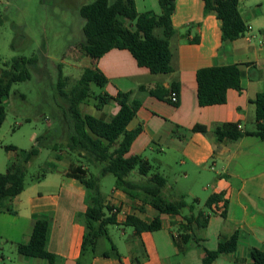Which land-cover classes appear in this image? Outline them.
Listing matches in <instances>:
<instances>
[{
    "label": "crops",
    "instance_id": "0c3cea01",
    "mask_svg": "<svg viewBox=\"0 0 264 264\" xmlns=\"http://www.w3.org/2000/svg\"><path fill=\"white\" fill-rule=\"evenodd\" d=\"M135 3L139 13H161L159 0ZM239 10L250 31L234 41H223L222 22L215 12L206 13L203 0H176L172 23L178 35L171 41L173 71L168 74L151 73L129 50L113 49L98 60L82 51L84 68L103 73L109 81L104 91L110 96L138 94L141 87L170 93L179 84L178 105L146 92L140 95L142 105L128 129L142 131L127 156L142 155L149 162L154 159L167 177L165 193L169 198L186 195L188 200L198 199L208 222L195 231L197 241L191 240L181 249L177 241L181 217L161 214L150 205L141 210L140 202L114 187L110 195L102 194L106 204L118 209L116 227H128L129 215L146 223L158 218L161 227L140 234L133 227L131 232L123 229L126 239L122 244L115 242L108 227V237L99 238L95 248L83 250L88 191L80 180L66 175L71 166L80 163L62 165V159L54 154L47 174L27 181L25 190L0 208V264H258L251 252H264V140L256 136L219 140L214 132L224 123H236L242 131L255 130L253 101L264 92V0H241ZM196 38L199 42H193ZM233 64L242 65L243 90L230 89L225 104L201 107L197 72ZM107 107L109 115L99 117L110 121L118 106L112 101L99 111ZM196 125L206 126L208 132L193 131ZM40 135L36 131L33 141ZM16 154L9 151L0 173L7 172L17 160ZM42 218L49 222L50 257L19 253L17 245L30 242L34 223ZM235 233L236 249L211 260L207 251H217L220 243ZM112 246L117 253L106 256Z\"/></svg>",
    "mask_w": 264,
    "mask_h": 264
},
{
    "label": "trees",
    "instance_id": "16d2710c",
    "mask_svg": "<svg viewBox=\"0 0 264 264\" xmlns=\"http://www.w3.org/2000/svg\"><path fill=\"white\" fill-rule=\"evenodd\" d=\"M206 13L215 12L222 22L221 33L223 41H234L248 31L239 5L241 0H203ZM161 13H139L135 0H93L79 7V12L85 20L83 26L84 40L81 49L93 60H98L113 49L129 50L140 66L146 67L153 74H168L173 71V49L171 41L178 35L172 23L176 9V0H159ZM1 20V19H0ZM22 38V36H20ZM17 40L12 48L17 50ZM199 42V38L193 40ZM38 63L36 56H18L5 62L0 70V129L7 118V108L4 99L11 94L15 83L32 79L30 68ZM242 65L215 66L200 69L197 72L198 103L201 107L225 104L230 89L239 92L243 90ZM59 90L67 100L68 107L62 109L68 142L67 149L79 158V165L71 166L67 176L80 180L88 191V211L86 213V233L83 250L94 247L101 237H108V227L117 225L118 209L105 203L100 190V176L112 174L115 176V188L123 191L131 200L140 202L141 210L150 205L161 214L179 216L182 221L177 226V241L181 249L183 244L196 240L195 231L204 228L208 219L205 212L199 208L198 199L188 200L186 195L179 199L169 198L165 190L168 185L167 177L155 165L142 155L127 156L131 145L142 131L141 128L129 130L128 125L136 116L142 105L141 94L146 92L170 102L169 95L164 89L147 90L141 87L135 92H118L115 97L105 92L108 79L98 69L87 68L81 78L68 93L64 90L66 77L62 66L59 67ZM93 85L103 90L97 94ZM172 91L179 92V84ZM94 98L96 108H103L114 101L118 106L117 113L110 121L91 114H83L81 105ZM256 105V125L253 131H242L236 123H224L214 130L219 140L226 138L239 139L243 136H256L264 140V92L257 95L253 101ZM177 102L174 105H178ZM195 132L207 133L208 128L196 125ZM42 134L36 139V145L30 150H22L15 146H5L7 151H15L17 160L9 165L6 173H0V208L7 199L15 198L26 188L29 163L39 156L41 148L57 152L56 144L46 142ZM58 159H62L57 156ZM92 165L100 167L99 177L88 176ZM85 166L88 168L86 169ZM41 177H36L40 180ZM125 226L133 227L136 233L156 231L161 223L157 218L146 223L134 215H129ZM238 234L235 233L227 242L220 243L215 252L207 251L211 260L219 254L232 252L237 246ZM49 222L42 218L34 223L31 240L27 245H17L18 252L30 256L48 259ZM112 246L106 256L116 254ZM252 259L258 264H264V252L253 249Z\"/></svg>",
    "mask_w": 264,
    "mask_h": 264
},
{
    "label": "rangeland",
    "instance_id": "374dc122",
    "mask_svg": "<svg viewBox=\"0 0 264 264\" xmlns=\"http://www.w3.org/2000/svg\"><path fill=\"white\" fill-rule=\"evenodd\" d=\"M91 1L0 0V67H4L3 62H10L18 56H36L38 59V63L30 68L32 79L15 83L6 99L7 118L0 129V146H15L19 152L30 150L36 145L32 136L38 131L46 137L47 143L56 144L59 148L57 152L41 148L39 156L28 165V182L36 180L43 173L47 174L54 154L62 157V165L78 159L87 165L83 158L69 152L66 146L68 134L62 122V109L68 107V102L60 94L59 67L62 66L67 79L64 90L69 93L85 69L81 63L84 57L81 42L84 40L85 20L80 15L79 7ZM15 40L17 50L12 48ZM75 56L79 58L76 60ZM92 89L97 94L103 91L96 85ZM96 102L91 98L82 104L80 108L83 114L98 117L109 115L110 107L106 111H99ZM8 153L0 148V166L5 164ZM151 163L156 166L154 159H151ZM88 176L99 177L100 167L90 166ZM100 180L102 193L110 195L115 187V176H100ZM123 229L131 232L130 227H109V234L118 244L125 242Z\"/></svg>",
    "mask_w": 264,
    "mask_h": 264
},
{
    "label": "built area",
    "instance_id": "2783aa9c",
    "mask_svg": "<svg viewBox=\"0 0 264 264\" xmlns=\"http://www.w3.org/2000/svg\"><path fill=\"white\" fill-rule=\"evenodd\" d=\"M250 29H251V28H248V31H247V32H249ZM247 32H246V33H247ZM246 33H245V34H246ZM169 99H170V102H171L172 104H176L177 102H179V94H178V92H177V91H171V93H170V95H169Z\"/></svg>",
    "mask_w": 264,
    "mask_h": 264
}]
</instances>
